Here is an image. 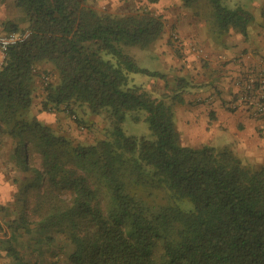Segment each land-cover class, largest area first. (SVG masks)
<instances>
[{
	"label": "trees",
	"instance_id": "trees-1",
	"mask_svg": "<svg viewBox=\"0 0 264 264\" xmlns=\"http://www.w3.org/2000/svg\"><path fill=\"white\" fill-rule=\"evenodd\" d=\"M182 1L191 7L201 0ZM209 1L220 33L247 34L250 11ZM15 3L32 34L9 49L0 69V152L10 140L5 162L17 184L12 208L0 205L12 213L0 247L12 264H43L23 256L25 233L41 251L61 237L73 264H264V164L244 162L229 146L184 143L176 96L129 83L131 72L162 75L128 49L161 39L163 15L149 7L101 12L84 0ZM9 22L7 31L20 29ZM45 63L57 79L46 83L41 108L64 111L82 128L78 110L102 114L104 137L87 143L26 116ZM175 82L179 91L188 84ZM129 111L136 121L144 112L148 134H126Z\"/></svg>",
	"mask_w": 264,
	"mask_h": 264
},
{
	"label": "rangeland",
	"instance_id": "rangeland-1",
	"mask_svg": "<svg viewBox=\"0 0 264 264\" xmlns=\"http://www.w3.org/2000/svg\"><path fill=\"white\" fill-rule=\"evenodd\" d=\"M84 1L86 4L93 6L101 12L124 14L136 11L142 7H149L157 13L163 15L166 21L167 29L165 27V32L161 39L147 48L132 46L128 49V52L135 57L137 63L140 66L147 67L150 70L159 71L163 76H155L144 72H131L129 73V83L131 85L137 84L141 86L142 90L150 92L152 95H157L160 97L165 96L168 99L171 98L170 96H176V103L181 100L179 95H181L182 92H180L179 89L175 87L177 85L175 81L179 77H184L188 80V84L185 87L187 92L192 91V86L195 87V84L204 83L208 78L211 77H214V82L216 83L215 86L222 81V79H220V77L223 76L222 69L220 67L214 68L215 56L213 53L215 52H209L206 49V46H212L216 49L223 46L222 48L225 49L227 46L231 47L233 42L239 45H244L245 43L250 42L249 45L253 46V44L256 42L252 41L254 37L251 33V30L255 29L256 27H264V16L261 15V8L264 6V0H221V2L228 7L233 8L236 6H242L254 15V20L249 23L247 28V34L240 31L224 34L220 33L217 30V27L214 26L213 18H211L213 8L209 0H201L200 2L194 3L191 7L185 6L182 0H157L154 2L150 0ZM0 15L3 17L2 19L0 18V22L1 20H5L4 30L3 28H0V33H3L5 30H7L6 26L9 25V20L17 22L20 29L28 25L24 10L16 5L15 0H0ZM181 15L185 17L190 16L191 20L194 19L193 27L187 30L186 36H190L192 35L191 33H194L193 36H196V39L183 38L180 34V31L178 30V27L175 26V23H171L172 18ZM262 30L264 31V29ZM200 31L201 33H199ZM173 32L180 34L184 40L194 41L199 46L204 47V49L207 51V55L205 56L195 54V59L198 62L197 66L187 68V65L176 62V58L182 60L183 57L187 56L189 51L187 50V47H184L182 50L177 48L172 38ZM168 49L171 50L167 51ZM262 56H264V54H262ZM40 69L47 71L46 73L49 75L51 82L56 81L57 75L54 72L52 65L45 63L40 66ZM46 85L47 84L42 80V78L38 77V84L34 90V104L29 110L26 111L27 117L31 118L35 116V104H41ZM76 113L81 115L79 116L82 119L81 123L85 126L82 128L80 123H78V121H76L70 114L67 113L66 118L69 128H62V133L71 136L76 140H81L87 143L94 142L106 135L109 124L104 115L91 113L83 114L81 110H78ZM134 114V111H129L127 113L125 122L122 124L126 134H148L150 132V128L148 121L144 119V112L142 111L140 113L141 118L139 121L134 120ZM51 127L57 131L56 125H52ZM231 134H227V132H220L219 135L217 134V136H215L212 140L193 146L209 144L218 148L224 146H229L232 148L231 140L233 137ZM182 140L184 143L188 144L183 136ZM254 140L256 142L255 146H257V148L255 147V151L245 150L243 152L237 151L234 147L233 149L246 163L252 165L264 164V135L258 132L256 137H254ZM10 152L11 144L10 140H7L0 152L2 161L7 160V158L10 156ZM8 172L11 175L9 176L11 182L15 183L13 179H11L12 175L14 174V170L8 169ZM11 182L8 183L9 186L12 184ZM10 203L11 202H5L0 205H5L6 207L12 208ZM0 212L3 215V218L1 219L2 226L0 228L1 240L5 236L7 237L10 235L6 218L9 219L10 217L8 216L10 214L12 215V213H9L7 208L6 210H0ZM12 212L14 213L15 211ZM20 239L22 242L20 245L22 254L27 259H34L38 257L43 264H51V262L54 260H57L58 264H73L72 262L66 260V256L72 248L67 242L61 239V237H58L56 242L50 248L43 250L44 252L41 251L40 247H38L37 244L33 242V239L28 233L22 235ZM0 249L6 251L2 247H0ZM6 257L10 259V264H12V258L7 254V251Z\"/></svg>",
	"mask_w": 264,
	"mask_h": 264
},
{
	"label": "crops",
	"instance_id": "crops-1",
	"mask_svg": "<svg viewBox=\"0 0 264 264\" xmlns=\"http://www.w3.org/2000/svg\"><path fill=\"white\" fill-rule=\"evenodd\" d=\"M0 18L2 19L3 17L0 15ZM188 18L190 19L191 17L177 16L171 19V23H175L183 38L196 39V36H193L194 33L186 36L187 30L193 27L194 20H189ZM4 24L5 20H1L0 28H3V30ZM262 29L264 27H256L251 30L254 37L252 41L256 42L253 46L249 45L250 42L247 41L244 45H239L232 41L231 47L226 44L227 47L225 49L222 48L223 46L218 49L206 46L209 52H215L213 53L215 56L214 68L220 67L223 76L220 77L222 81L216 86L214 77H211L204 83L195 84L193 82L195 87L192 86V91L187 92L186 88L180 90V92L182 91V99L175 103L174 106L175 121L188 144H202L212 140L220 132H227V134L232 133L231 146L237 151H255V147L257 148L254 137H256L258 132L260 133L258 121L243 110H232L229 107L234 89L231 86L230 77L238 73L243 66L251 65L264 58L262 56L264 54V31ZM170 50L168 49L167 51ZM195 56L194 53L189 51L182 60L176 58V62L187 65V68L195 67L198 65ZM39 105L35 104V115L39 119L50 126L56 125L59 132H62V128H69L64 111H49L42 109L41 104ZM9 166L10 164L4 160L2 161L0 157V204L12 201L17 189V184L12 183L9 178L11 176L8 172ZM10 182L12 183L10 184V186L12 185L11 187L8 185ZM2 218L3 215L0 212V220ZM0 264H10V259L6 257V251L1 249Z\"/></svg>",
	"mask_w": 264,
	"mask_h": 264
},
{
	"label": "built area",
	"instance_id": "built-area-1",
	"mask_svg": "<svg viewBox=\"0 0 264 264\" xmlns=\"http://www.w3.org/2000/svg\"><path fill=\"white\" fill-rule=\"evenodd\" d=\"M32 34V29L24 27L0 33V69L8 59L9 49L24 43ZM172 38L179 49L187 50L196 55H207L204 47L194 41L184 40L180 34L173 32ZM42 80L47 83L50 77L42 73ZM233 89L229 107L232 110H243L259 123V131L264 135V58L251 65H245L238 73L230 77Z\"/></svg>",
	"mask_w": 264,
	"mask_h": 264
}]
</instances>
